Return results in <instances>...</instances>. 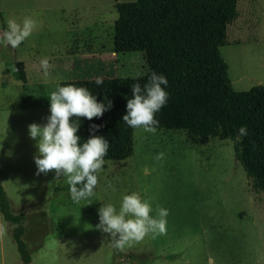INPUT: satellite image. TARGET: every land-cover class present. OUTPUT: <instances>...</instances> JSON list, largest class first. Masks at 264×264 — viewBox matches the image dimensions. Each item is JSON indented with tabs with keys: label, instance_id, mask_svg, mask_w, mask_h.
I'll return each mask as SVG.
<instances>
[{
	"label": "rangeland",
	"instance_id": "obj_1",
	"mask_svg": "<svg viewBox=\"0 0 264 264\" xmlns=\"http://www.w3.org/2000/svg\"><path fill=\"white\" fill-rule=\"evenodd\" d=\"M127 1L133 0H0V33L9 19L36 21L15 49L0 46V139L7 124L0 182L12 209L24 213L31 264H264V193L236 160L230 138L133 129L132 155L105 160L92 195L79 202L70 199L66 178L36 174L27 125L46 122L47 96L60 81L153 70L150 50L113 51L115 3ZM237 10L220 53L241 91L264 84V0H237ZM45 57L47 77L40 66ZM18 60L25 82L12 71ZM174 66L170 59L163 72ZM132 191L149 201L151 216L157 206L168 209L166 232L117 249L95 227L97 209L118 207ZM10 227L0 214V264H21Z\"/></svg>",
	"mask_w": 264,
	"mask_h": 264
},
{
	"label": "trees",
	"instance_id": "obj_2",
	"mask_svg": "<svg viewBox=\"0 0 264 264\" xmlns=\"http://www.w3.org/2000/svg\"><path fill=\"white\" fill-rule=\"evenodd\" d=\"M115 10L113 51L150 50L146 59L153 70L142 75L102 77L99 86L96 78L60 81L61 85L84 86L98 100L112 102L111 109L99 119L81 117L78 135L87 138L89 124H99L96 134L109 141L104 160L118 162L132 155L133 129L121 120L131 95L130 85L139 82L143 86L152 72L163 74L169 98L156 114L158 127L183 129L202 138H230L236 160L264 193V84L235 90L220 53V47L228 42L227 26L238 16L237 0H133L116 2ZM170 59L175 62L173 71L163 72ZM12 71L25 82L23 61H15ZM241 126L248 134L237 140ZM0 214L11 224L21 264H31L23 239L24 213L12 209L1 182Z\"/></svg>",
	"mask_w": 264,
	"mask_h": 264
},
{
	"label": "clouds",
	"instance_id": "obj_3",
	"mask_svg": "<svg viewBox=\"0 0 264 264\" xmlns=\"http://www.w3.org/2000/svg\"><path fill=\"white\" fill-rule=\"evenodd\" d=\"M35 27L36 21L32 17L26 16L20 22L9 19L7 29L0 33V46L15 49L32 34ZM40 66L43 75L47 77L51 67L48 58H42ZM102 83L100 77L95 79L97 86ZM167 86L166 77L155 72L148 76L143 86L139 82L131 84V95L126 99L125 113L121 120L132 129L154 133L159 126L156 114L169 98ZM47 100L46 122L27 125V135L34 141L32 159L36 174L51 171L56 178H66L70 199L79 202L92 195L109 149V141L104 135L96 134L101 127L99 124H89L87 138L82 139L78 135L80 118L88 121L94 117L99 119L111 109L112 102L107 98L98 100L88 88L74 84H57L55 90L48 94ZM6 132L5 121L4 137ZM247 134L246 127L241 126L236 139ZM162 157L163 153H157V159ZM152 211L149 201L132 191L122 195L118 207L111 202L100 206L95 227L107 234L115 248L123 249L131 242L141 241L149 233L155 236L166 232L168 209L157 206L155 217L150 215Z\"/></svg>",
	"mask_w": 264,
	"mask_h": 264
}]
</instances>
